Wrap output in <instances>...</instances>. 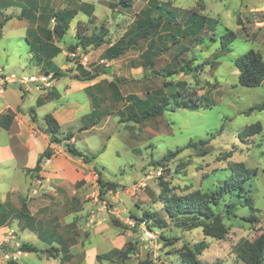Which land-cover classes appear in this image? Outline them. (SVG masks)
I'll use <instances>...</instances> for the list:
<instances>
[{
    "label": "rangeland",
    "instance_id": "1",
    "mask_svg": "<svg viewBox=\"0 0 264 264\" xmlns=\"http://www.w3.org/2000/svg\"><path fill=\"white\" fill-rule=\"evenodd\" d=\"M158 1L169 2L176 8L180 29L176 30L175 22L171 28L181 37L145 70L144 54L149 50V42L113 61L103 59L104 51L138 17L145 0H129L128 5L122 0H0L2 73L16 79L41 78L39 94L51 88L57 91L60 98L51 101L56 107L79 104L75 118L60 126L61 134L70 132L73 138L52 144L57 153L50 161L59 159L63 166L69 167V174L49 179L40 176L39 171L34 177L40 180L37 194L29 193L34 187L31 181L20 217L13 219L8 215L5 219L4 226L15 230L21 244L38 250L22 255L17 264H59L46 252L58 245L52 242L57 238L67 248L71 246L73 257L64 264H184V260H190L187 250L201 264H237L232 252L235 244L240 239H254L264 229V109L247 113L251 107L264 103V82L254 88L240 86L233 64L234 58L249 50L264 58V0ZM83 3L93 5L91 15L79 11ZM61 10L76 15L67 33L60 40H53L61 52L51 59L50 65L63 74L54 78L48 73L52 71L50 68L38 73L41 66L35 41L38 37L35 26L52 30L53 22L30 18L39 13L51 18L53 12ZM226 30L236 35L229 45L230 52L221 48ZM186 31L190 35L184 34ZM94 37L105 43L100 46L91 43L84 50L80 45L76 52L87 56L85 68L97 77L88 82L75 81L72 76L78 72L75 65L79 59L70 56V46L96 40ZM181 48L185 50L177 60L181 63L180 59L193 60L192 71L186 75H167L164 68L176 65L173 59ZM40 60L42 64L47 61L43 55ZM112 82L116 90L110 85ZM177 82L185 84L188 95L178 93L179 89L173 86ZM115 91L122 100H116ZM129 95L153 102L167 97L169 105L161 116L135 123L126 119L127 113H134L133 109L127 111L124 98ZM20 96H23L20 86L9 83L0 103L20 101ZM201 98L214 104L195 110L184 107L191 104L190 99ZM93 109L96 118L88 116ZM44 113L45 109H36L39 126L44 125ZM257 122L262 127L260 134L239 139L238 134L245 127ZM197 141L208 143L185 148ZM68 143L92 158L91 161L84 163L70 156L66 152ZM179 148L185 149L174 159L162 160L166 153ZM44 162L41 168L50 163ZM235 163L255 172L242 196H250L257 220L249 221L251 211L241 205L243 199H232L236 202L233 214L227 215L222 206L215 209L227 228L225 238L215 240L205 237L201 228L189 230L178 222L181 219L166 216L163 198L213 188L228 178V166ZM6 200L8 208L21 209V202L14 206ZM145 215L164 220L166 226L160 229L150 218H147L150 222H144L145 226L136 225L133 218ZM146 224L154 227L149 230ZM131 247L133 252L124 258L123 254ZM114 249L122 253H112ZM0 264L12 263L0 261Z\"/></svg>",
    "mask_w": 264,
    "mask_h": 264
},
{
    "label": "trees",
    "instance_id": "2",
    "mask_svg": "<svg viewBox=\"0 0 264 264\" xmlns=\"http://www.w3.org/2000/svg\"><path fill=\"white\" fill-rule=\"evenodd\" d=\"M128 1L129 0H122V3H124V5H128ZM92 10L93 5L86 3H83L79 9L80 12L88 15H91ZM175 12L176 8L171 6L169 2L145 0V6L139 11L138 17L130 24L122 37L104 51L103 59L106 61H113L120 56H123L130 49L136 48L144 42H149V50H147V52L144 54L146 64L145 70H147L149 67L153 66L154 62L157 60V55L168 52L170 48L178 42V38L181 37L180 35L176 36L173 32V29L171 28V23L175 22L177 27L176 30L179 32L180 29V23L177 22L175 18ZM75 15V12L61 10L58 12H53L51 18H48L43 13H39L36 18H30L34 20H51L53 22L52 30H47L43 27H40L43 35L36 37L35 41L38 44L37 60L38 64L41 66V71L48 72L46 71V68H50L52 71L48 73H51L54 78L61 77L63 74L58 72L57 68L50 65L51 59L61 52L59 48L54 46L53 40H60L67 33L69 24ZM194 15L195 14L193 13V16ZM191 17L192 16H189V19ZM237 24L240 25L239 19L237 20ZM2 25L3 23H0V29L2 28ZM184 34L190 35V32L186 31ZM235 37L236 35L234 32L226 30L225 34L221 37V48L223 52H230L229 45L232 43ZM94 38L96 40H88L87 43L77 42L74 46H70V52H75L80 45H82V50H84L85 47L91 43H95L96 46H100L101 44L105 43L98 37ZM169 38H171V40H169ZM153 50H155V52ZM184 50V48H181L174 56L173 60H176V65L174 67L172 66L173 68L170 66H166V68H164V71L167 75L180 73L186 75L192 71L191 61L193 60L180 59L182 60V63L177 60V57L181 58ZM40 55H43L45 60H47L46 62L44 61L43 64L41 63ZM214 63H212V67L214 66ZM233 64L238 71L237 82L240 86L254 88L259 87L264 82V58L258 52L249 50L243 55L234 58ZM75 67L78 70L77 74L72 76V79L75 81L88 82L94 80L97 77L96 74L90 73L86 68H83L80 64H78V62L76 63ZM110 85L113 87V90H116L115 84L113 82L112 84L110 83ZM173 86L179 89L178 93L181 95H188V91L186 90L185 84L183 82H177L173 84ZM115 94L116 100L119 101L123 99L116 91ZM124 100L128 103L127 111L128 109L134 110V113H127L126 119L135 123H140L144 120L161 116L163 114L164 108L169 105L167 97H163L158 99L156 102H153L151 99H141L136 96L129 95L126 96ZM190 100V105H184V107L190 110H195L199 106L211 107L214 104L211 101L206 102L204 98ZM201 101H203L202 104ZM91 102L95 108L96 104L94 103L93 98H91ZM263 109L264 103L256 107H251L247 113L255 110L261 111ZM29 115L31 121L35 122L36 114L33 109L29 110ZM88 116L90 118H96V111L93 109V111L89 113ZM13 118L14 113L10 110H7L5 113L1 114L0 128L9 130ZM43 120L46 127L45 133L48 136L50 145L60 144L62 140L70 141L73 138V134L70 132H67L64 138L60 137V126L51 114L48 113L44 115ZM83 130H86V128L83 127ZM261 130V124L257 122L245 127L238 134V137L239 139L252 137L260 134ZM207 143V141L188 143L185 148L193 146L196 147V145L204 146L207 145ZM185 148H179L166 153L162 160L170 161L174 159ZM66 152L72 157L80 158L84 163H89L92 159L78 151L75 146L70 143L66 144ZM202 153L206 154L207 151L203 149ZM53 154L54 152L51 147H47L43 151V153L39 156L35 167L28 172L31 174V179H33L40 171L41 163L45 159H51ZM228 169L230 170V175L228 178H226L222 183L216 184V186L213 188L207 189L204 192L197 190L182 196L173 195L163 198V210L166 216L171 220L181 219L178 220V222L187 227L189 230L201 228L205 237L215 240H222L227 235V228L222 222V215L215 209L219 206H222L224 212L227 215L233 214L236 202L232 199H243L241 205L247 207L251 211L252 216L249 218V221L254 222L257 220L256 217L253 216V213H255L256 210L253 207L250 196L248 194L246 196H242V194L245 193L246 184L250 181L251 176L255 175V172L247 169L242 163L230 164ZM99 182L103 186V183L101 181ZM163 189L165 188H162L161 192H163ZM24 205L25 202L23 201L19 211L17 210L10 213L6 202H0V227L7 224L5 219L8 215L13 216V219L20 217V212L23 210ZM147 218L152 219L151 223L156 224V226H158L160 229L166 226L164 220L156 218L154 215H145L141 219H133L136 225H140L142 222H150V219ZM152 227H154L153 224H146L147 229L151 230L150 228ZM57 241L62 244L61 240L57 239ZM63 247V249H65L64 253L66 254L67 246L64 245ZM21 249L24 253L38 252L35 247L24 243L22 244ZM133 250L134 249L131 247L129 251L127 250V252L123 254V257L126 258V256L132 253ZM61 251L62 250L59 248L51 247L50 251L47 250L46 252L49 253L51 257L55 258ZM187 252L190 255V260H184V264H201L200 261L196 260L195 255H193L189 250H187ZM232 252L235 255L237 264H264V229H261L260 233L252 240L240 239L233 247ZM112 253L119 255L122 252L120 250L114 249L112 250ZM139 264H150V262H140Z\"/></svg>",
    "mask_w": 264,
    "mask_h": 264
},
{
    "label": "crops",
    "instance_id": "3",
    "mask_svg": "<svg viewBox=\"0 0 264 264\" xmlns=\"http://www.w3.org/2000/svg\"><path fill=\"white\" fill-rule=\"evenodd\" d=\"M35 31L38 33V36L43 35L38 25L35 26ZM38 70V73H41V69ZM21 91L23 92V96L19 97L20 101L18 100L11 103L9 100H3L0 103V115L7 110L14 113V118L9 130L0 128V202L4 203L8 198L14 206L18 204V202L22 203L26 198L30 182L32 181L30 177L31 174L28 172L35 167L43 151L47 147H51L53 152L57 153L55 146L49 144L48 136L45 133V123L43 126H39L37 124V116L36 121L32 122L29 110L33 109L36 114V109L43 108L45 109L43 117L49 113L57 121L59 126H61L73 120L79 108V104L76 103L62 104L59 105V107L52 105V100H58L60 98L58 92L53 90V88H51L49 92L44 91L40 94V90L25 92L21 89ZM69 92L70 91H66V93ZM35 93L38 94L35 95ZM62 135L63 134L60 133V137H62ZM80 167V164H77V168H79L81 172ZM69 170V167L63 166L59 159L54 158L50 161L49 165H42L40 176L50 179L53 176L66 174ZM16 209L18 208L9 207L10 213ZM7 227L9 226L0 227V231L5 230ZM57 239L53 241L59 245H56L55 248H59L62 251L58 253L57 257L54 259L58 260L59 264H64L69 262L70 258L73 257L70 252L71 246H68L65 254V249H63L65 243L62 242V244H60ZM27 254L28 253H24L23 255Z\"/></svg>",
    "mask_w": 264,
    "mask_h": 264
},
{
    "label": "built area",
    "instance_id": "4",
    "mask_svg": "<svg viewBox=\"0 0 264 264\" xmlns=\"http://www.w3.org/2000/svg\"><path fill=\"white\" fill-rule=\"evenodd\" d=\"M70 56L73 59H79L78 64H80L83 68L87 67L88 58L86 55H78V53L75 51L70 52ZM40 79L36 78L35 76H25L20 79H16L14 77L5 76L0 69V96L3 95L5 88L9 83L18 84L25 92H29L31 90H40ZM45 86L48 87L49 83H46ZM50 160L51 159H45L44 163L48 164ZM32 182L34 187L29 193L30 195H36L40 180L33 178ZM142 224L145 226L144 222H142ZM148 237L151 238L152 235L148 234ZM21 246L22 244L16 238V232L13 228L7 227L5 230L0 231V261L12 264L19 263V258L24 254Z\"/></svg>",
    "mask_w": 264,
    "mask_h": 264
}]
</instances>
